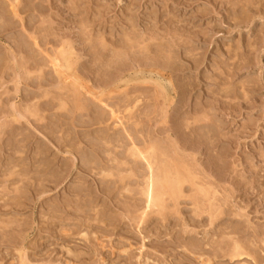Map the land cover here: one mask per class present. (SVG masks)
<instances>
[{
	"label": "rangeland",
	"instance_id": "rangeland-1",
	"mask_svg": "<svg viewBox=\"0 0 264 264\" xmlns=\"http://www.w3.org/2000/svg\"><path fill=\"white\" fill-rule=\"evenodd\" d=\"M0 264H264V0H0Z\"/></svg>",
	"mask_w": 264,
	"mask_h": 264
},
{
	"label": "bare ground",
	"instance_id": "bare-ground-1",
	"mask_svg": "<svg viewBox=\"0 0 264 264\" xmlns=\"http://www.w3.org/2000/svg\"><path fill=\"white\" fill-rule=\"evenodd\" d=\"M59 62V61H58ZM151 174V173H150ZM183 177V176H182ZM150 179H151V177H150ZM178 179V178H177ZM178 185V184H177ZM159 189V188H158ZM165 189H167V188H165ZM165 193V192H164ZM170 193H171V190H170ZM153 195H154V183H153V180L151 179L150 181H149V184H148V186H147V200H149V201H146V202H151L152 201V199H153ZM163 199V198H162ZM157 201V200H156ZM154 204V203H153ZM147 206V205H146ZM150 208V207H149ZM237 253V252H236ZM239 256V255H238Z\"/></svg>",
	"mask_w": 264,
	"mask_h": 264
}]
</instances>
